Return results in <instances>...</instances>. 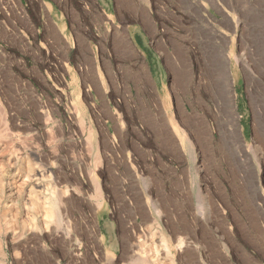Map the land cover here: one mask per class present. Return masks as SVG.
I'll return each mask as SVG.
<instances>
[{"label": "rangeland", "instance_id": "1", "mask_svg": "<svg viewBox=\"0 0 264 264\" xmlns=\"http://www.w3.org/2000/svg\"><path fill=\"white\" fill-rule=\"evenodd\" d=\"M152 256L264 264V0H0V264Z\"/></svg>", "mask_w": 264, "mask_h": 264}, {"label": "bare ground", "instance_id": "2", "mask_svg": "<svg viewBox=\"0 0 264 264\" xmlns=\"http://www.w3.org/2000/svg\"><path fill=\"white\" fill-rule=\"evenodd\" d=\"M60 28H61V30L64 28L63 24L60 26ZM229 85L232 86V83L230 84V82H229ZM229 85H228V86H229ZM228 86H227V87H228ZM227 92H229V93H227L228 99L231 101V99L234 98V97H233V94H232V92H231V94H230V91H227ZM229 94H230L231 96H229ZM229 100H228V101H229ZM231 102H232V101H231ZM229 103H230V102H229ZM230 104H231V103H230ZM201 131H202V130H201ZM39 172H40V171H39ZM29 193H30V192H29ZM48 205H49V204H47V206H48ZM44 208H45V207H44ZM47 210H48V212H49V213H47V214H48V217H53V216H55L54 214L56 213V205H55V204L50 205L49 208H47ZM47 210H46V208L44 209V211H47ZM44 211H43V212H44ZM27 216H28V214H27ZM40 217H41V218H40L39 220L42 222V224H44L45 226H47L46 223H47L48 219H47V217H46V214L44 213V215H41ZM180 245H181V244H180ZM180 245H179V246H180ZM153 249H154V248H153ZM163 249H164V248H163ZM163 249H162V250H163ZM165 249H166V248H165ZM153 251H154V250H153ZM133 253H134V252H133ZM133 253H132V254H133ZM155 253H157L156 250H155ZM165 253H166V252H165ZM132 256H133V255H132ZM155 256H156V254L154 255V257H155ZM133 257H134V256H133ZM154 257L152 256L151 261L149 260V263L151 262V263L153 264V261L156 260V258L154 259ZM127 259H130V258H127ZM131 259H132V258H131ZM137 261H138V260H137ZM137 261H136V262H137ZM133 262H135V261L133 260ZM136 262H135V263H136ZM155 262H156V261H155ZM129 264H130V263H129ZM139 264H140V263H139Z\"/></svg>", "mask_w": 264, "mask_h": 264}, {"label": "crops", "instance_id": "3", "mask_svg": "<svg viewBox=\"0 0 264 264\" xmlns=\"http://www.w3.org/2000/svg\"><path fill=\"white\" fill-rule=\"evenodd\" d=\"M11 2L13 3L14 5V0H11ZM59 13V15L62 17V20H63V11H57ZM52 22L57 26L56 22H55V19L53 18L52 19ZM64 22V21H63ZM65 24V23H64ZM60 32V31H59Z\"/></svg>", "mask_w": 264, "mask_h": 264}]
</instances>
